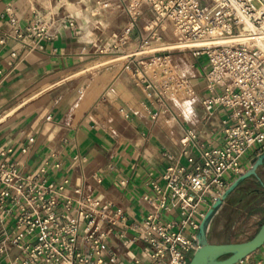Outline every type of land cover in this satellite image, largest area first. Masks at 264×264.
<instances>
[{
	"label": "crops",
	"instance_id": "1",
	"mask_svg": "<svg viewBox=\"0 0 264 264\" xmlns=\"http://www.w3.org/2000/svg\"><path fill=\"white\" fill-rule=\"evenodd\" d=\"M126 2L0 0V79L4 74L0 83V151L10 149L1 159L23 174L46 162L47 174L53 179L66 178L69 188L80 185L101 201L112 202L130 223L141 221L151 211L142 198L152 192L151 182L163 186L161 176L167 166L186 164L180 142L186 131L192 129L196 133L189 146L194 156L206 147L218 146L227 111L201 102L205 95L206 55H193L190 48L179 46L143 53L145 43L173 44V33L157 27L155 36L148 35L153 13L147 4L141 5L135 27L126 33L129 26L123 10ZM48 13L54 15L57 23L75 21L76 29L57 27L54 38L41 41L33 49L12 37L11 15L23 26L35 15ZM129 44L135 47L130 49ZM107 56H112V60L120 58L121 67L108 86L82 110L86 105L82 91L96 75L112 67L94 69L92 64ZM154 59L163 67L157 73L152 70L150 75L145 65ZM173 66L185 74L169 77ZM178 80L186 81L193 90L192 96L184 95L189 101L187 106L176 103L164 91V83ZM55 164L59 166L54 167ZM244 167L247 171L249 164ZM255 177L257 183L250 176L244 179L250 180L254 187L250 190L244 187L228 213L221 215L229 196L241 188L244 180L225 197L211 219L210 236L228 223L235 210L243 215L233 223L235 229L260 210V201L256 204L255 201L262 194L259 190L263 181ZM236 179L232 177L230 184ZM210 205H205L206 211ZM165 215L176 217L178 211L173 209ZM10 221L5 220L0 231H10ZM110 239L108 249L122 264L139 256L140 252L134 249L144 246L141 240L134 246H124L116 235ZM207 240L221 243L208 237ZM6 248L0 254V264H16L18 249L9 245ZM258 258V251H254L246 260L254 263Z\"/></svg>",
	"mask_w": 264,
	"mask_h": 264
},
{
	"label": "built area",
	"instance_id": "2",
	"mask_svg": "<svg viewBox=\"0 0 264 264\" xmlns=\"http://www.w3.org/2000/svg\"><path fill=\"white\" fill-rule=\"evenodd\" d=\"M206 1L203 5L200 0H127L125 32L135 27L141 5L147 4L153 13L148 35L155 36L157 27L170 29L182 42L248 34L245 41L183 47L207 57L201 102L227 111L221 144L194 156L189 146L196 133L187 130L180 140L186 164L167 166L161 176L163 186L151 182L152 192L142 197L151 211L130 223L112 202L101 201L80 185L69 188L66 178L53 179L46 162L23 174L1 159L10 149L0 151V226L11 220L10 231H0V254L9 245L19 251L16 264H122L108 249L110 237L116 235L124 246L144 243L134 249L139 256L126 264H188L205 205L214 203L230 179L245 173L244 165L250 168L264 153V47L255 37L264 26V0ZM9 23L12 37L29 49L54 38L57 27L75 30L77 26L73 20L57 23L52 13L35 15L23 26L11 15ZM3 77L2 73L0 83ZM170 83H164V91L174 83L186 96L193 95L186 81ZM173 209L178 215L166 217ZM256 251V262L249 263L246 256L234 264H264V244Z\"/></svg>",
	"mask_w": 264,
	"mask_h": 264
},
{
	"label": "rangeland",
	"instance_id": "3",
	"mask_svg": "<svg viewBox=\"0 0 264 264\" xmlns=\"http://www.w3.org/2000/svg\"><path fill=\"white\" fill-rule=\"evenodd\" d=\"M200 1H201V3L203 5L207 4V1L206 0H200ZM170 33H171V31H170ZM173 38H174L173 44H169V45H165V44H162V45L161 44H151V46L150 45H144L142 51H143V53H145L144 50H146V53L145 54H149V53H152L155 50H159V49L173 48V47L182 46V45H188V46H190V44H191L190 41L182 42L181 40H178V38L174 34H173ZM129 47L131 49V48H134L135 45L129 44ZM148 49H150V50H148ZM121 60L123 61V58ZM153 63L155 64V67L153 69L156 70V73L163 67V65L158 60H156V59H154L150 63H146L145 67L147 69V72L150 73V75H153L152 74L153 72H151L152 70L148 68L149 67L148 65L153 64ZM158 67H160V68H158ZM171 69L173 71L172 72L173 73V76L174 75H178V74H180V75L181 74H185V72H183V70H177L176 67H174V66L171 67ZM178 71H179V73H177ZM169 72H168V74H169ZM100 76L99 75H96L94 78H97V77H100ZM168 88L169 87H167V89ZM171 90H173V92ZM178 91H179V89L176 87V84L172 85L169 88L168 91L165 90V92H167V96H171L172 99H175L176 100V99H181L182 98V100L184 99L187 103H189L187 97L185 98V96L187 95V93L186 92L182 93L183 91H181V90L179 92ZM168 92H170V93H168ZM180 93H182V94H180ZM173 94H175V95H173ZM82 99H84V97ZM256 173H257L256 176H258L263 181V186H261V190H259V192L262 193V194H260L258 196L259 199H257L255 201V204L258 201H260V203H261L260 204L261 205L260 206V210L259 211H256V213H254V215H252L251 217H247V219H245V221H242L241 222V225L239 226L238 229L233 228L234 227L233 226V223H236L237 220L239 218H241L243 215H241V213H240L241 211L235 210L234 214L228 218V223L225 226H223L220 231H218L217 233H215V235H212V236H210V234H209V229L211 227V224H210L211 220H210L209 225L207 227V237L210 240H215L216 242H219L220 241L221 243H223L224 241H227V242H241V241L248 240V239H250L252 237V235L256 231L257 227L260 226L261 222L264 221V164L263 165H260L257 168V172ZM251 177H252L253 180L256 181V183L258 182L255 176H250V178ZM247 179L244 180L242 186H239L241 188H238L232 194V196H229L228 202H226L225 206L223 207V212L221 213V215H223L224 213H228L229 208L231 206H233L232 203L239 198V196H240L239 192H242V190L244 189V187H247V190H250L252 187H254L253 186V183H251L250 180H247ZM253 204H254V200H251V205H253ZM227 205H229V206H227Z\"/></svg>",
	"mask_w": 264,
	"mask_h": 264
},
{
	"label": "water",
	"instance_id": "4",
	"mask_svg": "<svg viewBox=\"0 0 264 264\" xmlns=\"http://www.w3.org/2000/svg\"><path fill=\"white\" fill-rule=\"evenodd\" d=\"M264 164V153L259 155L251 167L229 185L224 193L211 204L205 213L198 231L197 245L188 264H234L247 255L253 253L264 244V222L257 232L248 240L241 242L211 243L207 240V227L217 209L221 206L225 197L245 178L256 176L258 166Z\"/></svg>",
	"mask_w": 264,
	"mask_h": 264
},
{
	"label": "bare ground",
	"instance_id": "5",
	"mask_svg": "<svg viewBox=\"0 0 264 264\" xmlns=\"http://www.w3.org/2000/svg\"><path fill=\"white\" fill-rule=\"evenodd\" d=\"M258 36H255L257 38V41H258V44L262 47H264V26L262 28V30L260 32L257 33ZM247 38H249L248 34H245V33H242V34H239V35H228V36H220V37H214V38H204V39H200V40H195V41H190V46L192 45H211V44H214V43H229V42H232V41H245ZM181 42V41H180ZM146 45V43H145ZM162 45V44H161ZM151 46V45H150ZM185 46H188V45H182V46H179V47H185ZM148 48V47H147ZM146 49V48H145ZM189 49V48H188ZM150 50V49H148ZM147 50V51H148ZM145 53H146V50H144ZM153 51V50H152ZM157 51V50H156ZM150 52V51H149ZM114 57V56H113ZM121 57V56H120ZM167 57V56H166ZM112 58V56H111ZM111 58H109L107 56V58H101V59H98L97 61H95L93 64H92V67L94 69H101V68H108V66H112L110 70L108 71H104L103 74L100 76V77H97V78H94L93 81L89 84L88 88H86L85 90L82 91V98L84 97L83 100H85L86 102V105H84V107H82V110L83 108L85 109L88 105H90V103L101 93V91L105 88V86L107 85V83L112 79V77L115 75V73L118 71V69L121 67V64L122 62L120 61V58H116L114 60H112ZM122 59V58H121ZM94 61V59L92 60ZM168 61V60H167ZM190 62V61H189ZM190 64V63H189ZM87 65V64H86ZM169 65V64H168ZM149 69L151 70H154L153 68L155 67V64H150L148 65ZM170 66V65H169ZM175 67V66H174ZM87 68V67H86ZM160 68V67H158ZM170 69V68H169ZM150 70V71H151ZM159 70V69H158ZM165 70V69H163ZM180 70V69H178ZM168 71V70H166ZM185 71V70H184ZM170 72H173L172 70ZM187 72V71H186ZM79 73V72H78ZM179 73V71L177 72ZM153 74V73H152ZM168 74V73H167ZM171 75V74H170ZM170 75H168L170 77ZM180 75V74H178ZM154 76L156 77V74H154ZM173 76V75H172ZM161 78V77H160ZM156 79V78H155ZM162 79V78H161ZM166 79V78H165ZM171 79V78H170ZM163 82V81H161ZM116 84V83H115ZM174 85V84H173ZM108 86V85H107ZM116 86V85H115ZM118 86V85H117ZM169 87V86H168ZM114 89H116L114 87ZM126 90V89H125ZM117 91V90H116ZM168 91V90H167ZM180 91V90H179ZM178 91V92H179ZM126 93V92H125ZM169 93V92H168ZM184 93V92H182ZM180 93V94H182ZM167 94V93H166ZM125 95V94H124ZM175 95V94H173ZM128 96V95H127ZM126 96V97H127ZM182 96V95H181ZM131 97V96H130ZM175 97V96H174ZM175 100V99H174ZM176 103H179L180 105L182 106H187L188 103L182 98L181 99H176L175 100ZM84 102V101H83ZM84 102V103H85ZM82 104V102H80ZM103 105V104H102ZM80 106V105H79ZM105 106V105H104ZM100 107V106H99ZM102 108V107H101ZM106 107H104V110H105ZM80 109H81V106H80ZM100 109V108H99ZM103 109V108H102ZM80 112V111H79ZM107 112V111H106ZM78 113V112H77ZM76 113V114H77ZM79 115V114H78ZM82 115V114H81ZM80 115V116H81ZM79 116V117H80ZM76 117V115H75ZM75 120V119H74ZM75 123V121H74ZM165 123V121H164ZM167 125V124H166ZM168 126V125H167ZM250 255V254H249Z\"/></svg>",
	"mask_w": 264,
	"mask_h": 264
}]
</instances>
